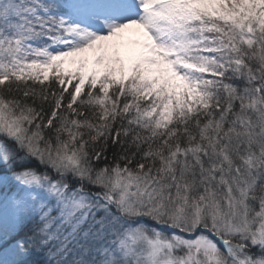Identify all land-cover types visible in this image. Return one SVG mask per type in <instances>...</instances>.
<instances>
[{
	"label": "snow or ice",
	"instance_id": "obj_1",
	"mask_svg": "<svg viewBox=\"0 0 264 264\" xmlns=\"http://www.w3.org/2000/svg\"><path fill=\"white\" fill-rule=\"evenodd\" d=\"M0 264H264V0H0Z\"/></svg>",
	"mask_w": 264,
	"mask_h": 264
}]
</instances>
